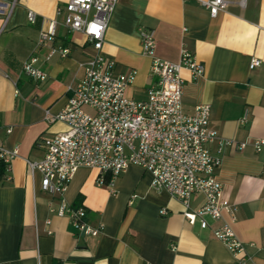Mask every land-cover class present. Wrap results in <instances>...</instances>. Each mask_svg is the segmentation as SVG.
<instances>
[{"label": "crops", "instance_id": "1", "mask_svg": "<svg viewBox=\"0 0 264 264\" xmlns=\"http://www.w3.org/2000/svg\"><path fill=\"white\" fill-rule=\"evenodd\" d=\"M203 1L119 0L103 53L116 63V76L137 72L126 96L138 102L147 100L156 82L141 28L155 31L159 58L178 63L185 47L205 66L196 81L182 71L183 109L193 114L211 105L210 127L219 140L208 148L221 156L216 175L235 220L226 214L222 221L209 220L206 230L200 221L189 224L183 204L156 191L152 176L140 167L131 166L112 188L96 185L98 170L82 168L63 198L74 209L85 208L91 227L103 226L99 235L86 236L69 217L58 215L63 198L47 193L41 173L28 163L44 159V140L67 132L65 123H49L46 111L65 110L69 87L84 79L95 50L85 35L66 28L69 0H0L14 6L0 14V149L18 151L0 182V264H237L213 235L224 224L245 244L249 264H264V149L258 153L254 146L264 140V0H226V10L216 17ZM50 21L56 22L55 41L38 48ZM60 50L69 52L62 57ZM31 57L45 81L23 73ZM254 60L261 65L251 70ZM222 141L232 144L220 152ZM204 203L197 195L192 209Z\"/></svg>", "mask_w": 264, "mask_h": 264}, {"label": "built area", "instance_id": "2", "mask_svg": "<svg viewBox=\"0 0 264 264\" xmlns=\"http://www.w3.org/2000/svg\"><path fill=\"white\" fill-rule=\"evenodd\" d=\"M118 2L69 0L65 26L71 32L85 35L95 55L86 64L81 83L69 87L72 96L65 110L57 115L46 111L49 123L63 122L68 130L44 140L45 157L29 162L31 171L41 173L47 193L63 198L82 168L98 170L96 185L112 188L121 174L137 166L152 176L156 191H166L183 204V215L189 224L200 221L201 228L206 230L211 228L209 220L222 221L226 214L235 220V208L224 196L223 185L216 175L221 156L213 155L208 148L219 140L218 133L210 127L211 105H200L193 114H186L183 109L182 71L188 70L196 81L205 75V66L185 47L178 63L159 58L155 31L141 28L143 53L152 60L156 82L148 88L146 101L128 98L126 91L134 83L137 72L116 76V63L103 53L106 31ZM202 4L216 17L226 10L228 2L206 0ZM13 7L0 2V14L11 13ZM28 19L34 23L36 14L30 12ZM55 29L56 22L50 21L48 30L40 34L38 48L55 41ZM59 52L66 57L69 51ZM36 61L35 57L27 60L23 73L36 81H45L47 76L35 67ZM260 65L259 60H254L250 69ZM231 144V141L220 142V152ZM254 146L261 153L264 140H256ZM245 148L246 143L238 145L240 150ZM17 156V150L0 149V159L7 164ZM197 195H203L205 203L193 210L192 199ZM136 198L133 196L131 202ZM161 213L167 214L165 210ZM58 215L69 217L86 236H97L103 230L102 225L93 228L85 221L84 207L74 209L64 198ZM213 235L234 255L237 264H249L245 244L228 224L213 229Z\"/></svg>", "mask_w": 264, "mask_h": 264}, {"label": "trees", "instance_id": "3", "mask_svg": "<svg viewBox=\"0 0 264 264\" xmlns=\"http://www.w3.org/2000/svg\"><path fill=\"white\" fill-rule=\"evenodd\" d=\"M7 170H8V166L7 164L5 163L4 160L0 159V182L4 179V177L6 176V173H7ZM79 205V203H78ZM77 205V206H78ZM80 206V205H79Z\"/></svg>", "mask_w": 264, "mask_h": 264}]
</instances>
